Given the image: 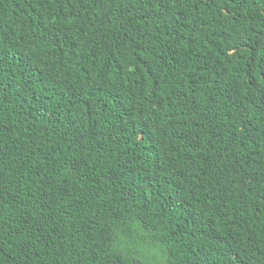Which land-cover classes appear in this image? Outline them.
Returning a JSON list of instances; mask_svg holds the SVG:
<instances>
[{"label":"trees","instance_id":"1","mask_svg":"<svg viewBox=\"0 0 264 264\" xmlns=\"http://www.w3.org/2000/svg\"><path fill=\"white\" fill-rule=\"evenodd\" d=\"M264 264V0H0V264Z\"/></svg>","mask_w":264,"mask_h":264},{"label":"rangeland","instance_id":"2","mask_svg":"<svg viewBox=\"0 0 264 264\" xmlns=\"http://www.w3.org/2000/svg\"><path fill=\"white\" fill-rule=\"evenodd\" d=\"M125 248L135 254L142 264H163L166 259L165 250L146 240L138 228L133 229L131 237L123 238Z\"/></svg>","mask_w":264,"mask_h":264}]
</instances>
